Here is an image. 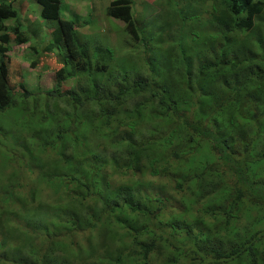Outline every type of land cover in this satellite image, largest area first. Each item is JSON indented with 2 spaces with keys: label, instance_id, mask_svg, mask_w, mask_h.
<instances>
[{
  "label": "trees",
  "instance_id": "1",
  "mask_svg": "<svg viewBox=\"0 0 264 264\" xmlns=\"http://www.w3.org/2000/svg\"><path fill=\"white\" fill-rule=\"evenodd\" d=\"M36 2L40 6L42 19L56 22L50 32L53 36V39L52 37V40L50 39L51 42L62 43L74 67L88 69L89 64H95V71L100 72L102 76L100 79L95 73L89 75L91 90L84 87L80 92L68 91L73 110L77 113L78 110H82L84 113L83 115H78L76 112L73 115L69 114L67 125L58 127L51 137L53 140L49 145L52 146H39L41 152L47 147L55 149L62 165L65 168L69 167L72 163L63 154L66 148L65 140L68 139L76 145L82 144V136H79L78 131L89 128L99 133L97 131L99 127H95L94 120L100 119H102L100 122L102 127L108 129L112 117L117 116L121 106L127 101L131 105L132 98L142 96V99L132 104V116L137 117L135 122L142 121L145 107L154 105L159 109L155 112V117L164 118V120L170 118L173 120V125L161 137L144 141L136 140L133 131L123 135L119 141L128 145L121 159L122 164L117 169L121 174L146 171L151 175L169 176L173 182L174 191L180 196L178 200L186 206L182 211H178L179 207L174 206V210L168 214L167 218H163L164 206H161L164 201L163 196H156L155 200L159 204L152 205L149 193L145 192L143 196L135 198L127 186H118L119 189L109 188V184L104 179L102 183H95L100 168L106 166L105 161L99 162L96 157L89 162L91 169L89 178L74 172L61 174L62 179L53 174L43 175L48 185L56 179V184L63 185L64 190L72 189L71 186L81 188L80 195L74 196L72 193L71 196L81 203L85 202L90 208L84 214L76 211L63 212L56 220H62L71 230L69 234L75 236L85 232L81 230L88 229L87 241L95 239L99 232L106 231L115 225L116 227H112L114 236L120 233V238L132 240V245L121 249L110 264H122L123 258L130 255L136 258L135 264H150V255L155 251L161 254L164 250H167V253L165 252L167 264L180 262L230 264L242 256L248 257L247 264H264V227L256 228L247 237L240 239L241 230L237 231L234 220L242 214V207L249 206L260 212L261 219L258 222L260 224L264 222V185L256 183L249 175L250 167L264 160V152L254 154L256 142L264 136V131L260 128L264 118V104L262 103V106L259 104L260 107H252L253 98L251 97L264 89V82H262L264 69L255 62L258 60L257 57L242 56L240 50L247 43H252L250 40L252 32L260 28V34L256 32L253 34L254 46L257 49L252 53L264 55V26L260 27L264 17V0H217V7L222 13L216 25L219 41L209 43L207 40L214 39L213 36H207V40L203 39L210 47L207 50L208 61L197 67L194 76L191 75L189 64L185 61L187 59L183 58L182 63L177 62L180 69L179 84L182 88V92L177 94L172 93L174 91L172 84H170L172 87L168 89L167 87L170 86L166 85V87L155 82V75L150 79H127L128 81L123 76L117 80L115 92L106 91L105 84L111 76L109 69L106 64H96L97 61L91 63L87 50L78 41L79 30L74 21L75 18L60 17L61 0H36ZM132 4V0H110L105 11L107 16L123 22L126 32L133 39L141 40L144 31L141 33L136 25ZM217 7L214 10H218ZM187 13H189L188 5ZM18 14L19 11L14 7V0H0V112L12 105L16 95L24 101L28 100V97L37 98L38 96V93L31 92L24 82L18 85L20 90L15 87L11 89L9 86V67L5 59L9 58L6 53L7 44L11 38L10 28L5 21L13 19L15 25L11 28L12 33L18 37L21 36L23 31L21 21L17 19ZM182 20L184 19L181 17L178 21L181 28H184L186 24ZM85 22H90V14ZM238 31H244L246 35L235 40L233 35H240ZM151 39L152 36L146 40L151 41ZM190 39L193 41V37ZM184 41L181 31L177 30L173 41L177 58L184 54L186 47ZM239 43L241 45L236 53L233 47ZM128 66L123 67L124 71L128 70ZM65 67L61 65L55 70L57 88L49 91L50 94L57 91L59 95H62L60 91L64 79L73 76V71ZM151 69L154 72L153 66ZM125 75L128 76L127 72ZM160 75L163 82L165 78L167 82L172 79L171 73ZM220 77H223L222 82L217 81ZM261 84H263L262 88H260ZM93 103L97 106L96 113L92 111ZM195 108L199 109L198 116L193 112ZM177 125L187 130L188 140H195V144L205 140L210 153L216 156L218 161L204 160L202 168H190L189 163L187 169L191 172L181 176L179 173L169 172L165 164H157L159 160L150 156L151 149L156 146L150 145L156 141L165 144L169 142V137L174 134ZM136 126L130 125L132 129ZM222 129H226L227 134H224ZM108 135L110 133L103 136ZM190 147L194 148V146L184 150H180L179 147L171 148L167 160L179 158L187 162L192 155ZM27 156V162L33 161L32 157ZM39 164H41L39 168L42 169L44 164ZM34 169L33 165L26 167L29 174ZM15 185L17 188L12 187L5 192L3 203L12 199L11 192L20 191L18 189L23 187L21 182ZM97 201L100 202V210H94L97 207ZM23 206L21 208L25 207ZM39 206L42 208L41 205ZM58 209L55 208L56 215ZM5 212L10 213L4 206L0 210V216ZM42 212H45V208H42ZM127 214L139 219L142 225L134 228L132 222L126 220ZM30 215H33L30 218L32 221L36 215L40 216L34 210ZM85 221L89 222L86 227ZM97 224L101 226L98 229ZM56 238L52 230L42 227L40 247L28 245V250L31 246L30 252H14L9 259L1 253L3 239L0 242V263L6 261L11 264H73L72 260L62 255L63 249ZM84 239L86 240V236ZM73 240L72 237V243ZM159 241L164 242L162 247ZM90 249L94 255L96 246ZM261 255L262 257L259 258Z\"/></svg>",
  "mask_w": 264,
  "mask_h": 264
},
{
  "label": "rangeland",
  "instance_id": "2",
  "mask_svg": "<svg viewBox=\"0 0 264 264\" xmlns=\"http://www.w3.org/2000/svg\"><path fill=\"white\" fill-rule=\"evenodd\" d=\"M109 2L110 0H61L60 4L61 18H75L74 21L79 30L78 41L87 50L91 63L97 61L96 64L107 65L111 74L105 84V89L108 92L116 91V82L123 76L126 80H132L150 79L155 75V82L164 86L172 84L174 86L172 93H180L182 88L179 84L180 69L177 62L182 63L183 58L187 59L185 61L189 64L191 75L194 76L197 67L204 64L206 60L208 61L209 52L207 53V50L210 48L208 42L219 41L216 25L219 23L217 19L222 13L217 7V0H134V20L141 33L144 31L141 40L133 39L126 32L123 22L107 16L105 10ZM187 5L189 13H187ZM14 7L19 11L17 19L21 20L23 33L19 37L13 34L11 28L15 25L14 20L5 21L10 28L9 36L11 38L7 44L6 53L9 58L5 59V63L9 67V86L11 89L15 87L20 90L18 85L24 82L28 89L38 93V96L37 98L28 97V100L24 101L19 98V95H16L12 105L7 110L0 112V210L5 206V210L10 211L9 214L5 212L0 216V242L4 239L1 253L9 259L14 252H30L31 246L28 250V245L40 247L42 227H46L57 236L56 240L60 242V247L63 249L62 255L72 260L73 264H110V261L118 255L121 249L129 248L132 245V240L121 239L120 233L114 236L112 227H116L115 225L106 231L99 232L96 238L91 241H87L88 229L81 230L85 232L77 236L69 234L71 230L68 226L62 220L56 219L60 218L63 212L76 211L84 214L89 211L90 208L85 202L82 204L74 197L80 195L82 189L71 186L72 189L64 190L63 185L56 184V179L48 185L43 175L53 174V176L57 175V178L62 179L63 173L74 172L89 178L91 173L89 162L98 157V161H105L106 166L100 168L98 177L95 176L97 179L95 183H102L104 179L109 184V188L119 189L118 186H127L135 198L143 196L145 192L149 193L152 205L159 204L155 197L161 195L164 197V201L161 203V206H164L163 218H167L168 214L174 210V206L179 207L178 211H182L186 207L178 200L180 196L174 191L173 182L169 176L151 175L146 171L121 174L117 168L122 164L121 159L125 155L128 145L119 141L123 135L133 131L134 138L139 141L161 137L171 128L173 120L155 117V112L159 109L151 105L145 107L142 121L135 122L137 117L132 116V104L142 99V96H139L131 99V105L127 101L120 107L117 116L115 114L116 117H112L108 129H104L100 124L102 119L94 120L96 121L95 127H99L97 129L99 133L95 132V129L90 130L89 128L78 131L79 136H82L80 145L73 144L68 139L65 140L66 148L63 154L72 163L69 167L65 168L62 165L55 149L47 147L41 152L39 146H52L49 144L53 140L51 137L56 133V129L67 125V116L76 112L71 106V96L68 91L80 92L84 87L91 90V83L88 81L89 75L95 73L100 79L102 76H100V72L95 71V64H89L88 69L74 67L69 60L68 52L62 47V43L51 42L53 36L50 32L56 22L42 19L40 6L36 0H14ZM215 7L218 10H214ZM88 14H90V22L87 23L85 21ZM181 17L184 19L182 22L186 24L184 28H181L178 21ZM263 26L264 17L260 27ZM177 30L181 31L185 38L184 43H186L184 54L183 56L179 55V58L175 56L177 51L173 45ZM238 32L240 35L234 34L233 39L236 40L246 35L244 31ZM254 32L260 34V28H256L252 32L250 39L252 43H247L240 50L242 56L257 57L258 60L255 62L264 69V55L252 53L257 49L254 46ZM150 36H152L151 41L146 40ZM207 36L215 38L207 40ZM190 37H193V41ZM240 45L239 43L233 47L236 53ZM205 54L207 55L205 56ZM61 62H64L65 66L73 71V76L64 79V85L60 91L62 95H59L57 91L50 94L49 91L56 87L54 72L61 66ZM126 65H129L128 70L124 71L123 67ZM152 66L154 72L151 69ZM125 72L128 76L125 75ZM169 73H171L172 79L167 82L165 78L163 82L160 79V74L168 75ZM222 79L223 77H220L217 81L222 82ZM251 97L253 98L252 107H258L259 104L262 106V103L264 104V89L259 91L256 96ZM92 111L97 112L95 103H93ZM193 112L198 116L199 109L195 108ZM83 113L82 110H78L77 114L83 115ZM130 125L137 126L132 129ZM176 127L174 134L169 137V142L165 144L156 141L150 145L156 146L151 149L150 156L159 160L156 162L157 164H165L169 168V172H176L181 176L191 172L187 169L189 163L190 168H202L204 160L218 161L216 156L210 153L205 140L195 144V140H188L189 133L183 126L177 125ZM260 128L264 131V118ZM222 132L227 134L228 131L222 129ZM106 133H110V135L103 136ZM189 146H194V148L190 147L192 155L189 156L187 162L179 158L167 160L171 148L179 147L180 150H184ZM259 152H264V136H261L256 142L254 154ZM27 155L32 157L33 161L27 162ZM186 156L188 157V154ZM165 160L167 161L161 162ZM39 163L44 164L42 169L39 168L41 165ZM31 165L35 169L29 174L26 167ZM169 174L171 175V173ZM249 175L256 183L264 185V160L256 162L250 167ZM17 182H21L23 187L18 189L20 191L11 192L12 199L3 203L5 192L12 187L17 188L15 185ZM72 193L74 196H71ZM39 205L45 208V212L41 213L42 208ZM22 206L24 208H21ZM99 206L100 202L97 201V207L94 210H100ZM55 208H59L57 215ZM33 210L40 215H36L34 221L30 220ZM241 211L242 214L235 217L234 220L237 224V231L241 230L240 239H243L254 232L256 228H263L264 222L262 224L258 222L261 219L260 212L249 208V206L242 207ZM126 220L131 221L134 228L142 225L139 219L130 214H127ZM88 223L85 221L84 226L86 227ZM99 227L101 226L97 224L96 228ZM72 237L74 238L73 243L71 242ZM163 244V241H159L161 247ZM92 246H96L94 255L90 252ZM166 251L164 250L161 254L153 252L150 255V264H167ZM261 257L262 255L259 256V258ZM135 262L136 258L130 255L123 258L122 264H135ZM247 262L248 257L242 256L230 264H247ZM0 264L11 263L3 261ZM179 264L186 263L180 262Z\"/></svg>",
  "mask_w": 264,
  "mask_h": 264
},
{
  "label": "clouds",
  "instance_id": "3",
  "mask_svg": "<svg viewBox=\"0 0 264 264\" xmlns=\"http://www.w3.org/2000/svg\"><path fill=\"white\" fill-rule=\"evenodd\" d=\"M133 1V4H132V12L134 13V10H133V6H134V0H132ZM133 16H135L134 14H133ZM135 18V17H134ZM61 65H65V63L64 62H61ZM54 78H55V84H56V77L54 76ZM63 85H64V81H63ZM62 87V86H61ZM58 90V89H57Z\"/></svg>",
  "mask_w": 264,
  "mask_h": 264
},
{
  "label": "crops",
  "instance_id": "4",
  "mask_svg": "<svg viewBox=\"0 0 264 264\" xmlns=\"http://www.w3.org/2000/svg\"><path fill=\"white\" fill-rule=\"evenodd\" d=\"M21 21V20H20ZM31 22V21H30ZM22 24V23H21ZM23 26H24V24H23Z\"/></svg>",
  "mask_w": 264,
  "mask_h": 264
}]
</instances>
